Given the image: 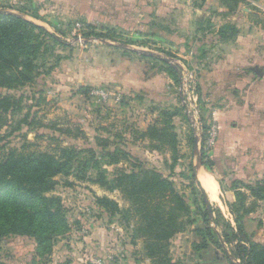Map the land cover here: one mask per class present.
I'll list each match as a JSON object with an SVG mask.
<instances>
[{
	"label": "rangeland",
	"instance_id": "obj_1",
	"mask_svg": "<svg viewBox=\"0 0 264 264\" xmlns=\"http://www.w3.org/2000/svg\"><path fill=\"white\" fill-rule=\"evenodd\" d=\"M207 1L210 4L209 11L215 12L216 5L211 0ZM224 1L225 4L219 0V5L230 12L238 10L243 13L241 9H247L251 2L256 4V9L264 10V0ZM191 2L197 7L203 0ZM7 5L14 4H4L0 9L5 10ZM94 21L91 23L93 25L86 26L79 23L78 19L47 21L49 26L46 28L55 40L45 38L42 55L37 62L41 75L28 87L14 91L0 90V96L10 94L23 98L19 110L3 116L5 122L0 129V157L22 146L26 147V151L54 154L58 153L59 147L65 146H74L84 151L75 156L70 174L57 176L56 186L45 194L55 199L50 211L56 213V216L50 223L45 222L35 209L17 210L11 205L7 208L0 206V261L3 264H151L143 239L132 241V230L126 228L118 216H110L96 205V197H107L116 201L121 208L127 207L121 194L92 180L100 172L110 181L116 169L129 168L127 163L118 166L107 164L108 158L103 157L104 151L97 146L96 138L108 139L105 151L117 148L126 152L134 160L132 164L137 162L147 169L158 171L174 183L178 192L185 195L191 208V218L197 220V224L188 227L180 233L182 235L177 234L170 241V257L177 264L187 261L190 243L201 242L192 234L195 228L204 227L200 212H210L211 217L219 222L218 229L212 225L219 234L228 232L225 223L230 222L233 227L235 224L230 221H233V217L222 201L228 203L233 198L228 191L231 182L239 178L246 184L254 185L264 177L262 132L256 137L258 147L252 144L237 147L238 150L232 148L231 154L228 153L230 155H225L227 157L219 162V181L222 183L219 195L222 201L217 206L221 210L218 211L216 203L208 199L203 206L197 192V180L191 179L196 173V154L200 149L198 119L202 109L214 107L225 111L233 107V86L227 85L224 92L219 87V99L207 101L205 96L208 93L203 91L198 82L200 71H207L208 63L207 59L206 64L197 61L201 59V52L194 49L188 53L187 59L179 52L169 51L172 54L168 56V50L162 52L161 47L158 48L147 34H127L119 27L109 29V23L103 19ZM77 26L80 28L78 32ZM227 33L231 36L230 31ZM101 40L111 46H106ZM117 44L150 52L153 56L140 57ZM206 53L203 49L202 55ZM164 59L168 60L169 66L179 70V84L168 80L162 70L169 72V68L163 64ZM169 75L173 74L169 72ZM216 85L211 82L205 84L208 89ZM83 88L88 89L84 94L79 91ZM180 93L182 100H187L191 93L198 99L196 102L187 100V105L182 101L180 105ZM260 100L256 108L263 115L264 97L261 96ZM244 102L237 105L241 106ZM194 104L200 111L197 115L186 108ZM249 107L247 111L252 115L255 105ZM162 112H176L170 121L177 136L176 155L166 146L164 149H154L153 146L158 144L155 140L140 138L148 126L156 122L161 125ZM27 114L29 118L25 123L24 117ZM206 114L208 116V111ZM31 120H34V124L29 126L27 123ZM54 124L56 128L70 129L72 136L44 128ZM196 140L198 147L195 153L193 144ZM89 150L94 154L89 153ZM204 151H207L206 148ZM245 155L249 157L246 162L242 159ZM206 160L207 157L203 161ZM211 173L215 176L213 170ZM225 190L227 192L224 193ZM195 196L198 200L196 204ZM249 204L250 201H247L246 206ZM257 205L255 212L245 217L244 225L250 242L264 245V202ZM36 219L40 220L38 224L35 223ZM130 223L133 222L130 220ZM49 228L53 239L47 238ZM54 228L56 232H52ZM223 245L230 256L232 247L225 243ZM210 248L217 250L212 245ZM221 256L224 263H228L226 256ZM188 259L192 264H198L196 258Z\"/></svg>",
	"mask_w": 264,
	"mask_h": 264
},
{
	"label": "trees",
	"instance_id": "obj_2",
	"mask_svg": "<svg viewBox=\"0 0 264 264\" xmlns=\"http://www.w3.org/2000/svg\"><path fill=\"white\" fill-rule=\"evenodd\" d=\"M225 4L224 0H221ZM235 1V0H233ZM37 17L35 14H32ZM87 28H91L88 26ZM234 31L232 27L223 28L221 36ZM228 34V33H227ZM100 37V36H99ZM45 38L54 39L53 34L45 28L20 17L14 13L0 9V90L14 91L28 87L41 75L37 62L42 55ZM82 94L87 88L79 90ZM22 96L16 98L7 94L0 96V129L5 120L3 116L21 108ZM41 98H39L40 100ZM42 100V99H41ZM162 123H154L140 134V138L155 140L158 144L154 149H164L176 155L177 136L171 125V118L176 112H162ZM29 114L25 115L24 122L28 121ZM34 124V120L27 123ZM49 130L72 136L70 129L56 128V125L44 127ZM78 131V129H76ZM97 146L104 151L103 157H107V164L118 166L129 164V168L116 169L110 181L106 180L102 173H98L94 183L105 186L110 191L121 194L126 208L107 197H96L95 202L110 216H118L126 228L132 230L131 240L141 238L144 241L147 257L151 264H177L170 257V241L180 233L197 224V220L191 218V208L185 195L175 189L174 183L154 169H147L140 163H135L129 154L117 148L105 151L108 139L96 138ZM58 148V146H57ZM56 148V149H57ZM84 152L74 146L59 147L57 154L54 152L26 151V147L9 150L0 157V206L7 208L9 205L15 209H35L36 213L47 223H50L56 213L50 211L55 199L45 196L56 186L57 176H68L71 164L75 156ZM94 154L92 150L88 151ZM176 162V158L173 157ZM205 159L203 155V160ZM207 168L213 163L209 160L203 162ZM193 169V167H191ZM191 179L195 181V176ZM221 183V182H220ZM229 189L233 192L234 201L225 203L235 226L230 222L225 223L228 232L219 234L217 229L219 222L212 218L208 211L200 215L204 227L195 228L192 232L201 240L193 242L191 249L201 252L211 244L221 251L229 264H264V245L250 242L246 235L244 219L255 212L258 203L264 202V177L254 185L246 184L240 180L231 182ZM201 204L206 205L202 190L198 189ZM196 195V194H195ZM250 201L249 206L246 202ZM198 202L195 196L194 204ZM198 211L200 209L198 208ZM130 220L133 222L130 223ZM39 219L35 220L38 224ZM34 223V222H33ZM47 238L53 239L51 229H48ZM56 232V228L52 230ZM241 236L244 238L241 239ZM44 239V238H43ZM222 240V241H221ZM231 246L230 256L223 244ZM237 261L236 263L233 262ZM0 264H3L0 261Z\"/></svg>",
	"mask_w": 264,
	"mask_h": 264
},
{
	"label": "crops",
	"instance_id": "obj_3",
	"mask_svg": "<svg viewBox=\"0 0 264 264\" xmlns=\"http://www.w3.org/2000/svg\"><path fill=\"white\" fill-rule=\"evenodd\" d=\"M8 3L14 5H7L6 11L23 17L46 30L49 26L48 22L53 19H78L79 23L85 26L94 23V20L103 19L105 23H109V29L119 27L127 34H147L151 41L159 46L158 48L161 47L162 52L168 50V56L172 54L169 51L179 52L184 59H187L188 53H192V50L201 52L202 57L200 56L201 59L197 61L206 64L207 59L208 63L207 71H200L198 82L203 91L208 93V96H205L207 101L219 99V87L223 88V91L221 89L220 91L224 92L227 85L233 86L234 100L231 102L233 107L225 111L214 107H207L208 110L202 109L201 113L199 111L198 119L200 128H197L201 135L200 149L196 154L197 161L198 157L200 158V165L197 163L198 168L194 176L205 200L208 199L210 202L213 201L210 200L207 190L200 184L198 173L204 170L214 178L218 186L219 201L213 203H216L218 211L221 210L217 206L222 201V196L219 195L222 189V183L219 181V162L231 154L232 148H242L252 144L258 147L256 137L264 132V114H260L256 108L257 102H261V96L264 97V10L256 9V4L251 2L247 9L241 7L243 13L238 10L230 12L222 8L221 4L219 5V0H211V3L217 7L215 12L209 11L210 4L207 0H203L197 7L192 5L191 0H0L1 7ZM226 27H232L234 31H231V36L226 33L223 37L219 32ZM193 37H196L195 41H192ZM203 49L207 52L205 55H202ZM128 51L140 57L153 56L152 53L151 56L142 55L139 50ZM165 60H162L163 64L173 75L162 70L167 74L170 82L173 80L174 83L179 84V70L175 66H169L170 63ZM207 82L217 85L208 89L205 86ZM179 98L181 105L184 101L181 93ZM245 99L246 102H244ZM241 102L244 104L237 105ZM254 105L255 113L251 115L247 108ZM181 107L185 109L184 106ZM188 111L191 112L189 109ZM207 111L208 116H206ZM202 124L204 126L201 127ZM213 126V140L209 145L211 149L208 150L207 141L211 138L210 131ZM196 143L198 147L197 140ZM193 146L195 150V141ZM205 148L207 151H204ZM194 152L196 153V150ZM203 155L213 163L210 169L203 165ZM242 159L246 162L249 157L245 155ZM212 170L215 176L212 175ZM220 172L222 173L223 170ZM228 191L233 197L228 203H232L234 195L230 189ZM222 202L225 206V202ZM226 209L228 211L227 207ZM230 221L233 223L232 220ZM210 246L208 245L207 249L201 252H194L190 245L189 256L183 264H192L189 257L196 258L198 264H223L221 256L223 254L218 249H211Z\"/></svg>",
	"mask_w": 264,
	"mask_h": 264
},
{
	"label": "bare ground",
	"instance_id": "obj_4",
	"mask_svg": "<svg viewBox=\"0 0 264 264\" xmlns=\"http://www.w3.org/2000/svg\"><path fill=\"white\" fill-rule=\"evenodd\" d=\"M198 180L200 181V184H202V186L207 190L210 200L213 202H218V186L214 178L206 171L200 170L198 173Z\"/></svg>",
	"mask_w": 264,
	"mask_h": 264
},
{
	"label": "built area",
	"instance_id": "obj_5",
	"mask_svg": "<svg viewBox=\"0 0 264 264\" xmlns=\"http://www.w3.org/2000/svg\"><path fill=\"white\" fill-rule=\"evenodd\" d=\"M78 31H80V28H79V26H77V32ZM190 78H192V77H190ZM193 100L194 102H196V100L198 99V97L195 95V94H193V93H191L188 97H187V100L189 101V100ZM187 100H185L184 99V103L187 105ZM187 108L192 112V114H198V108H197V105L196 104H194V105H188L187 106ZM213 135H214V126L211 128V131H210V139H208V141H207V144H208V146L210 145V143H211V141L213 140Z\"/></svg>",
	"mask_w": 264,
	"mask_h": 264
},
{
	"label": "water",
	"instance_id": "obj_6",
	"mask_svg": "<svg viewBox=\"0 0 264 264\" xmlns=\"http://www.w3.org/2000/svg\"><path fill=\"white\" fill-rule=\"evenodd\" d=\"M86 40V39H85ZM104 44L106 45H110L109 43L105 42L104 40H101ZM118 47H121V48H125V49H128V50H131V51H134V52H137L136 50H133V49H130L129 47L125 46V45H122V44H117ZM141 54L142 55H149L151 56L152 54L151 53H147V52H143L141 51ZM166 61V60H165ZM195 150H197V143L195 141ZM200 158L198 157V165H200V162H199ZM210 214V212H209Z\"/></svg>",
	"mask_w": 264,
	"mask_h": 264
}]
</instances>
